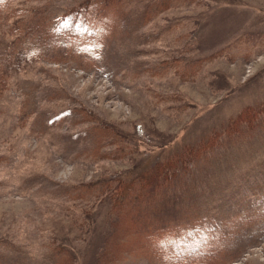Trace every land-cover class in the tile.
<instances>
[{"label": "rangeland", "instance_id": "rangeland-1", "mask_svg": "<svg viewBox=\"0 0 264 264\" xmlns=\"http://www.w3.org/2000/svg\"><path fill=\"white\" fill-rule=\"evenodd\" d=\"M0 264H264V0H0Z\"/></svg>", "mask_w": 264, "mask_h": 264}, {"label": "trees", "instance_id": "trees-1", "mask_svg": "<svg viewBox=\"0 0 264 264\" xmlns=\"http://www.w3.org/2000/svg\"><path fill=\"white\" fill-rule=\"evenodd\" d=\"M103 7V6H102ZM104 8V7H103ZM103 8H100V10H102V11H104L105 9H103Z\"/></svg>", "mask_w": 264, "mask_h": 264}]
</instances>
